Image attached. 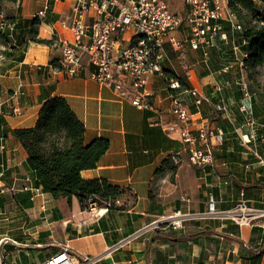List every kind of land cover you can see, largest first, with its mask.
I'll return each mask as SVG.
<instances>
[{
  "label": "crops",
  "instance_id": "crops-1",
  "mask_svg": "<svg viewBox=\"0 0 264 264\" xmlns=\"http://www.w3.org/2000/svg\"><path fill=\"white\" fill-rule=\"evenodd\" d=\"M165 1L173 12L186 15L184 0L179 5ZM253 2L264 13V0ZM75 4L18 0L5 4L0 14V29L6 19L15 20V27L1 29L5 36H0V136L7 147L0 155V172L2 163L6 168L0 181V263L41 264L68 247L75 264L84 258L94 259L93 264H264V217L239 225L232 217L205 216L210 197L221 212L235 210L242 194L251 207L264 208V89L251 93L258 141L248 145L250 126L239 110L245 100V72L238 59L247 53L241 35L219 36L207 57L189 48L178 53L166 43L164 74L151 76L149 108H140L133 105V92L122 96L91 79L95 68L87 66L70 77L59 65L63 41L75 40L67 27ZM35 19L40 21L36 39L52 45L33 41L29 30ZM174 35L187 38L188 29L184 26ZM16 39L24 50L6 55ZM188 71L194 73L191 80ZM167 78L180 79L182 87L171 90ZM191 89L209 101L197 106ZM175 95L193 116L194 131H223L224 141L214 148V165L193 166L179 133L167 130L177 123L171 111ZM61 96L84 124L85 144L109 141L98 166L81 175L127 189L114 208L83 211L76 197L56 200L30 183L34 171L13 131L34 127L44 104ZM220 103L228 106L227 114L215 110ZM173 155L180 165L174 164ZM167 161L176 170L157 173ZM176 213L182 218L178 227L167 222Z\"/></svg>",
  "mask_w": 264,
  "mask_h": 264
},
{
  "label": "built area",
  "instance_id": "built-area-1",
  "mask_svg": "<svg viewBox=\"0 0 264 264\" xmlns=\"http://www.w3.org/2000/svg\"><path fill=\"white\" fill-rule=\"evenodd\" d=\"M184 3L187 7L185 16L172 12L165 0H76L74 18L67 24L75 40L73 43L63 41L62 60L59 65L70 77L77 76L85 67L91 66L95 68L90 75L91 79L112 87L122 96H129L130 92H133L135 97L133 105L149 108L146 102L149 79L154 74H164L161 62L165 57L166 43L183 54L187 48L195 52L202 50L206 57L219 36L226 39L230 33L240 34L242 44L246 43L243 39V25L230 9L229 0H184ZM43 15L44 11L39 14L40 17ZM90 18L93 20L89 21ZM184 26L188 29V37L179 39L174 34L180 32ZM4 28L5 25H2L1 29ZM124 35L128 37L126 40L123 39ZM246 58L247 53L238 59L244 72L248 69V65L245 64ZM3 73L0 63V76ZM193 76L194 73L188 71V80ZM167 79L170 81L171 90L182 87L180 79ZM245 80L242 87L245 100L239 110L245 113V124L250 126L245 141L250 145L258 141L257 124L253 116V96L249 94ZM189 93L197 98V106L209 101L198 89H191ZM214 107L220 113L227 114L229 111L225 103L216 104ZM171 111L177 123L169 126L167 130L179 133L180 141L186 145L189 162L197 168L214 165V148L224 141L223 131L211 127L194 131L191 126L193 116L178 95L173 98ZM6 151L5 137L1 135L0 155ZM172 157L175 165L181 164L177 155ZM1 168L0 181L6 169L4 163L1 164ZM0 192L3 193L1 190ZM243 196L244 194L235 210L231 212L219 211L217 202L210 197L205 216L232 217L239 225H247L254 219L264 217V208L251 207ZM90 205L91 211L97 209L95 203ZM177 216L181 214L176 213L169 218L174 227L181 224V221L175 220ZM93 263L94 259L84 258L80 264ZM41 264L75 263L69 248L65 247Z\"/></svg>",
  "mask_w": 264,
  "mask_h": 264
},
{
  "label": "trees",
  "instance_id": "trees-1",
  "mask_svg": "<svg viewBox=\"0 0 264 264\" xmlns=\"http://www.w3.org/2000/svg\"><path fill=\"white\" fill-rule=\"evenodd\" d=\"M17 1L0 0V14L5 4ZM229 4L244 28L243 39L246 43L243 45L242 40L241 45L248 55L245 63L252 69L264 66V13L260 12L253 0H229ZM13 24L14 19H6L3 25L8 28ZM31 24L29 31L35 43L53 44L50 40L36 39L40 25L38 19L32 20ZM0 36H5L1 29ZM23 50L24 44L17 40L9 46L6 55L14 56L15 51ZM19 58L22 59L23 55ZM1 92L2 86L0 95ZM39 115L34 127L13 131L14 137L24 146L27 161L34 171L30 179L32 187L50 193L56 200L66 198L71 202L76 197L83 211H91L90 203H95L98 208H114L128 190L104 179L85 180L81 175L82 171L98 166L110 148L109 141L97 139L89 145L85 144V126L62 96L47 101ZM176 168L167 161L157 173H163L165 169L174 172Z\"/></svg>",
  "mask_w": 264,
  "mask_h": 264
},
{
  "label": "rangeland",
  "instance_id": "rangeland-1",
  "mask_svg": "<svg viewBox=\"0 0 264 264\" xmlns=\"http://www.w3.org/2000/svg\"><path fill=\"white\" fill-rule=\"evenodd\" d=\"M180 1L181 0H171V2L175 5H179ZM169 7L171 9V6H169ZM171 10L173 12V9H171ZM241 41H242V39H241ZM242 51H243V49H241V52ZM178 53H180V52H178ZM242 53L245 54L244 52H242ZM242 53H241V55H242ZM243 77H244V79H246L245 82H247L249 94L254 93V92H258V91L264 89V66L257 67V69H252L248 65V69L245 71V76H243ZM251 96H253V95H251ZM181 219L182 218L178 217L175 220L181 221ZM167 222L172 224V222H170L169 220Z\"/></svg>",
  "mask_w": 264,
  "mask_h": 264
}]
</instances>
